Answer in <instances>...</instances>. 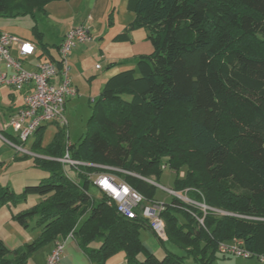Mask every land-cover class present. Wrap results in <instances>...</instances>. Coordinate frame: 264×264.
Returning <instances> with one entry per match:
<instances>
[{"label": "trees", "instance_id": "1", "mask_svg": "<svg viewBox=\"0 0 264 264\" xmlns=\"http://www.w3.org/2000/svg\"><path fill=\"white\" fill-rule=\"evenodd\" d=\"M54 1L68 0H0V18L34 19ZM127 8L134 18L112 41H131L132 31L144 29L152 51L140 54L135 68L107 78L79 141L69 144L60 128L42 145L45 126L34 132L33 165L47 176L23 187L19 196L0 186V208L38 197L11 218L24 228L34 221L40 232L15 249L0 239V264H26L39 248L69 233L94 264L118 252L125 264H187L186 259L213 264L227 256L217 252L218 243L233 238L252 254L264 255V0H128ZM32 32L36 59L60 68L59 44L54 55L41 43L42 32L36 26ZM2 135L17 142L10 133ZM232 147L245 175L226 168ZM66 151L91 165L69 178L56 160ZM96 165L156 181L167 167L175 172L172 190L189 189L192 200L224 213L207 210L201 225L192 213L200 217L202 210L172 196L161 217L167 241L183 253L165 250L159 258L141 241L140 230L150 228L139 213L125 217L101 191L98 197L88 193L93 173L105 171ZM122 177L155 200L156 186Z\"/></svg>", "mask_w": 264, "mask_h": 264}, {"label": "built area", "instance_id": "2", "mask_svg": "<svg viewBox=\"0 0 264 264\" xmlns=\"http://www.w3.org/2000/svg\"><path fill=\"white\" fill-rule=\"evenodd\" d=\"M91 40L88 28L83 24H77L63 35L59 43L60 68L51 61H37L33 68H27L25 67L26 60L37 52L35 44L15 34L0 31V88L7 87L25 91L23 107L12 114L5 124L6 128L12 130V136L17 139V142L14 143L2 136L16 152L32 154L25 148V144L38 128L56 121L62 124L66 122L63 116L66 99L77 94V89L72 83L67 59L74 48L87 44ZM13 50L15 52H12ZM96 67L99 66L96 65ZM56 160L62 163L65 174L69 178H74L79 174L81 166L91 165L71 159L67 151L63 157ZM66 166L72 169V174H68ZM96 167L105 171H99L92 175V185L116 204L117 212L128 218H133L139 213L147 221L154 235L161 241H166L165 223L161 217V212L165 208L164 202L156 199L147 200L143 194L126 183L122 176L141 178L150 184L153 182L124 169L97 165ZM165 190L174 197H180L171 188H165ZM189 201L188 204L201 206L199 207L203 212L201 218L192 213L201 225L207 210L222 213L204 204ZM67 237L71 238L72 234L69 233ZM64 243L65 238L54 241L44 264H61ZM217 250L222 255L245 259L254 258L258 262L264 263L263 254L255 255L245 250L242 247V241L236 238L218 243Z\"/></svg>", "mask_w": 264, "mask_h": 264}, {"label": "rangeland", "instance_id": "3", "mask_svg": "<svg viewBox=\"0 0 264 264\" xmlns=\"http://www.w3.org/2000/svg\"><path fill=\"white\" fill-rule=\"evenodd\" d=\"M120 2L121 0H118V4ZM47 11H48L47 14L37 13L34 19L29 15L18 18H0V30L12 31L27 39H33L36 41V38L33 36L34 34L32 32V27L36 26L38 31L43 33L41 43L47 45L49 51L55 55V48H54L55 45L59 43L60 36L62 35L66 27L70 23H72V18L76 14V12L77 13L81 12V8L77 9L76 4L74 2L70 3L67 1H54L49 3V5L47 6ZM123 12L124 13L121 14V17L119 16L117 20L126 19L127 17L126 10L124 9ZM102 25H100L99 23L97 25H94L91 29L92 35L93 37L96 38V41L97 40L99 41V39H101L106 35V30L109 28V23L107 18L104 20V22H102ZM99 50L100 49L98 48V46L95 47L93 50H91L89 53L90 55L88 54L87 58L85 57V60H83V62L75 64L74 71L71 70V67L69 66L70 74L77 76L76 82L78 83L79 86V95L73 97L72 101L69 100L70 102L68 101L69 98L66 99L64 112H63V116L66 120L64 124L56 121L45 125V128L42 132L43 135L42 145H47L52 140L56 131L60 128H63V130L65 131L67 141H69L70 143H76L77 141H79V139L84 135L86 131L87 122L91 115V108L93 102L90 100V97L96 95V91L98 90V86L95 85L98 83L97 79L104 75H108L109 77L114 73H117L124 69L135 68L136 66V62L132 63L131 61H128L115 65L116 68L113 69V72L111 70V74L104 73L107 72L110 68L107 67L108 63L104 62L103 59L99 57L100 56ZM67 60L69 64V57ZM96 64L102 67L101 70L96 69L95 67ZM89 75H94V78L96 79V82H94L95 84H93L90 87L87 81V79L90 77ZM4 96L7 97L6 89L3 88L0 89V120L1 121H5L6 119L5 114L7 112L6 99L2 100ZM238 111L243 112V109L239 108ZM236 112L233 113V116L236 115ZM238 115H240V113ZM34 139H35V135H31L26 143V146L31 144L34 141ZM0 157L6 160L7 162L4 166L0 164V186L10 187V189L14 191V194L16 196H19V194H21L23 187L28 185H35L42 178L47 176V173L45 171L33 165V157L28 156L25 159L19 158V156L15 155V150L12 147H8L7 145H5L2 142V140H0ZM241 161H242L241 155L238 153L236 148L232 147L231 157L230 160L227 161L226 163V168L239 170L240 172L244 173L246 170L243 167ZM66 171L68 172V174L73 173L72 169L69 168L68 166H66ZM183 172L184 170H181L180 176H183ZM94 174L95 173H93V175ZM242 175H245V173ZM174 177H175V172L166 167L162 170V173L160 174V178L158 181H156L155 177L153 176L147 178L151 182H153V184L151 185L156 186L155 196H154L155 199L164 202L171 201L172 195L169 194L165 190V188L173 187ZM237 186L243 189L242 187L243 185L241 183L237 184ZM188 190L189 189L184 188L180 192L176 191V194L180 196L178 198L182 202L187 204L190 203L189 200L194 201L188 196ZM88 193L94 197H98L100 195L99 189L94 185H90L88 189ZM37 198L38 197L29 196L27 197L26 201L28 203H35L34 200ZM26 201L20 198L19 201H17L18 202L17 204L13 205V203H9V205H4L0 208V234H5L8 231L11 232L10 229L11 226L9 223L10 217H8V215L10 216L11 211L12 212L17 211L19 207L22 204H24ZM194 202L197 204L200 203L197 201ZM195 206L198 208L201 207L200 205H195ZM181 215H179V217L180 220L183 221L184 218ZM201 217L202 216H200L199 218ZM14 224L16 225V223ZM25 232L27 236H31L33 239L39 235L38 228L35 227L34 221L29 222V225L26 228ZM156 241L159 242L157 243L159 248L158 250H156L155 255L159 258H161L164 255V248L178 254L183 253L175 245L169 242L164 243V245H162L158 239H156ZM46 247L47 246L45 245L39 248L36 251L37 253L35 252L36 254L30 259V263L28 264H36V261L42 257V253L45 251ZM247 260L249 259H245L241 257H234L233 259H231V261L218 258L214 261L213 264H225L227 262L245 263ZM186 262L187 264H194V262L191 259H186Z\"/></svg>", "mask_w": 264, "mask_h": 264}, {"label": "crops", "instance_id": "4", "mask_svg": "<svg viewBox=\"0 0 264 264\" xmlns=\"http://www.w3.org/2000/svg\"><path fill=\"white\" fill-rule=\"evenodd\" d=\"M126 1L128 2V0H121V2H120L121 4L119 3L120 5L118 4V0H68L67 1L70 3L74 2L76 4L77 9L81 8V12L80 13L76 12V14L73 16L72 23H70L66 27V29L64 30V32L60 36V41H61V38L63 37V35L71 27H73L77 24L85 25L88 28L89 33H90L91 38H92L91 42L84 44V45H79L70 52V54H69V66L71 67V70L74 71L75 64L83 62V60H85V57L87 58L90 51L93 50L97 46L100 49L99 50L100 51L99 57H101L104 62L108 63V65L110 63H114V65L112 67H110V69L107 72H104V73H108V74L109 73L111 74V70L113 72V69L116 68L115 65H118V64L124 63V62H128V61H131L132 63L136 62V59L140 54H146V53H150L152 51V47L150 45V42L146 38V31L144 29H137V30L132 31L130 34L131 41H126V42H113L112 41V38L116 34L120 33L123 30V28L125 27V25L134 18V13L126 7V5H127ZM48 5L49 4H47L45 6L46 14L48 13V11H47ZM124 9L126 10V16H127L126 19L125 20H117V18H119V16L121 17V14L124 13L123 12ZM106 18H107L108 23H109V28L106 30V35L104 37H102L101 39H99V41L98 40L96 41V38L93 37V35H92L91 29L94 25H97L99 23H100V25H102V22H104V20ZM1 31H4V30H1ZM5 32H9V33L15 34L21 38L27 39L23 36L18 35L15 32H12V31H5ZM33 36L35 37V35H33ZM27 40L32 41V42L33 41L36 42L33 39H27ZM60 41H59V43H60ZM59 43H57V45ZM12 52H15V50H13ZM36 54H37V52H36ZM36 54L34 56L29 57L26 60L25 67H27V68L32 67L33 68L34 64L38 61L36 59ZM96 65H98V64H96ZM96 65H95V67H96ZM108 65H107V67H108ZM101 68H102L101 66H99L98 68L96 67L97 70H101ZM124 70H126V69H124ZM70 76H71L73 85L77 89V94L75 95V96H77V95H79V86H78V83L76 82L77 76L71 75V74H70ZM89 76L90 77L87 79V81H88V84L90 87L93 84H95L94 82H96V79L94 78V75H89ZM107 78H108V75H104V76L97 79L98 83L95 85L98 86L99 91L97 90L96 95H94V96L89 95V96H91L90 97L91 101H93L95 99V97H97L99 95V93L103 87V84L107 80ZM3 88L6 89V96L7 97L4 96V98L2 100L6 99L7 112L5 114V116H6L5 121L0 120V140H2V142L5 145H7L8 147H12L8 143H6V141L4 140L6 138H4V139L2 138V136H3L2 134L7 132V133H10L11 135H13L12 130L10 128H6L5 124L7 123L8 118L12 114H14L17 110H19L20 108L23 107V104H24L23 103V97H24L25 91H17V90L7 88V87H3ZM3 88H0V89H3ZM75 96H73V97H75ZM73 97H71V98L69 97V99L67 98L68 101L69 100L72 101ZM68 143L71 144L69 141H68ZM31 144H29L28 146H26V144H25V148L28 149L33 155L30 153H25V154H28L30 156L31 155L36 156V154H34L30 149ZM15 155L20 156L23 154L15 151ZM13 159H15V158H13ZM6 163H7L6 160H4L0 157V164L2 166H4ZM34 201L36 203L39 201V199L37 198ZM32 204L33 203H28L26 201L24 204H22L19 207L18 210H21L23 208H27V207L31 206ZM12 213L13 212L11 211L10 216L8 215V217H10L9 223L11 226V228H10L11 232L8 231L5 234H0V239L3 241V243L9 249L18 248V247L22 246L23 244L30 243L32 240L35 239V238L33 239L31 236H27L25 234L26 228L18 225L11 218ZM183 221L180 220V222H183ZM14 223H16L17 226ZM18 229H21V230H18ZM38 231L40 232L39 229H38ZM140 238H141V241H142L144 247L149 252L155 254L156 250H158V248H159V246L157 244L159 242H157L156 239H158L160 241V243H161V240L159 238H157L154 235V233L148 228L140 230ZM162 242L167 243L168 241L166 239V241H162ZM53 243L54 242L46 245L47 247L45 248V251L42 253V257L36 261V264H44L45 263V259H46L47 255L49 254L50 250L52 249ZM99 244H100L99 241L94 242L95 247H97ZM165 250H168V249L164 248V252H165ZM36 253H34L33 255L30 256V258L28 259L26 264L30 263V259ZM234 257L235 256H223L220 258L223 260L231 261V259H233ZM125 263H126V261H125L124 253L118 252V253H115V254H112L111 256H109L103 264H125ZM61 264H94V263L90 262L87 255L80 248V246L78 245V243L76 242V240L74 238H72V237L69 238L66 236L65 237V243H64V249H63V255H62V259H61ZM225 264H263V263H260L255 259H249L245 263H239V262L228 263L227 262Z\"/></svg>", "mask_w": 264, "mask_h": 264}]
</instances>
